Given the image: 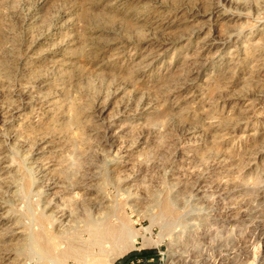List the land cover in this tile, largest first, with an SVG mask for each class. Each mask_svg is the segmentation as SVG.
Segmentation results:
<instances>
[{
  "label": "rangeland",
  "instance_id": "rangeland-1",
  "mask_svg": "<svg viewBox=\"0 0 264 264\" xmlns=\"http://www.w3.org/2000/svg\"><path fill=\"white\" fill-rule=\"evenodd\" d=\"M89 217L112 264H264V0H0V264Z\"/></svg>",
  "mask_w": 264,
  "mask_h": 264
},
{
  "label": "bare ground",
  "instance_id": "bare-ground-1",
  "mask_svg": "<svg viewBox=\"0 0 264 264\" xmlns=\"http://www.w3.org/2000/svg\"><path fill=\"white\" fill-rule=\"evenodd\" d=\"M161 208H162V212L164 213H168L172 210L171 205L169 204H166ZM89 219L91 223L94 220V218H90V217ZM92 225L93 227L91 229V235L93 236V238H92V242L90 243V245L89 246H78V245L72 244L69 249L70 251L68 250L69 252L76 254L78 260L82 264H112L113 261L118 256L123 255L126 252V250H128L129 244L131 245L134 244L131 238L132 232H130L127 226H125V229H124V226H122L123 223L121 226L119 225L114 226L111 224L98 225L97 223L93 222ZM38 236L40 238H44L43 239L45 240L44 247L47 250H50V249L54 250L53 248L54 237L43 233V231L40 232Z\"/></svg>",
  "mask_w": 264,
  "mask_h": 264
},
{
  "label": "trees",
  "instance_id": "trees-1",
  "mask_svg": "<svg viewBox=\"0 0 264 264\" xmlns=\"http://www.w3.org/2000/svg\"><path fill=\"white\" fill-rule=\"evenodd\" d=\"M157 256V252L155 250H141V251H133L132 253H130L129 255H127V257H123L122 259L125 261H130V260H135L138 257H142V258H150V257H156ZM121 260V259H119ZM118 260V261H119ZM117 263V261H116ZM115 263V264H116Z\"/></svg>",
  "mask_w": 264,
  "mask_h": 264
},
{
  "label": "crops",
  "instance_id": "crops-1",
  "mask_svg": "<svg viewBox=\"0 0 264 264\" xmlns=\"http://www.w3.org/2000/svg\"><path fill=\"white\" fill-rule=\"evenodd\" d=\"M116 264H163L157 260L156 257L142 258L138 257L135 260L125 261L123 259L117 261Z\"/></svg>",
  "mask_w": 264,
  "mask_h": 264
}]
</instances>
